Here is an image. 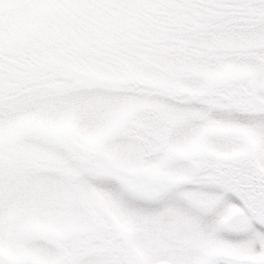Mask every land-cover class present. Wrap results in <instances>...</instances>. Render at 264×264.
Here are the masks:
<instances>
[{
	"label": "snow or ice",
	"instance_id": "snow-or-ice-1",
	"mask_svg": "<svg viewBox=\"0 0 264 264\" xmlns=\"http://www.w3.org/2000/svg\"><path fill=\"white\" fill-rule=\"evenodd\" d=\"M161 261L264 264V0H0V264Z\"/></svg>",
	"mask_w": 264,
	"mask_h": 264
},
{
	"label": "rangeland",
	"instance_id": "rangeland-1",
	"mask_svg": "<svg viewBox=\"0 0 264 264\" xmlns=\"http://www.w3.org/2000/svg\"><path fill=\"white\" fill-rule=\"evenodd\" d=\"M255 142V141H254ZM126 231H129L131 232L133 229L130 225H127V224H122L121 225ZM160 264H169L168 261H161Z\"/></svg>",
	"mask_w": 264,
	"mask_h": 264
}]
</instances>
